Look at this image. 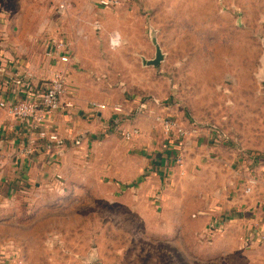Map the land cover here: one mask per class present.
Masks as SVG:
<instances>
[{
	"label": "rangeland",
	"instance_id": "1",
	"mask_svg": "<svg viewBox=\"0 0 264 264\" xmlns=\"http://www.w3.org/2000/svg\"><path fill=\"white\" fill-rule=\"evenodd\" d=\"M14 4L0 0V8L10 14ZM139 12L128 22L118 20L114 10L95 14L99 30L74 17L65 21L76 36H91L77 42L87 46L83 54L88 65L106 71L101 78L108 71L117 82L126 78L132 86L164 89L169 95L164 104L179 102L192 130L220 129L233 142L222 137L219 143L264 155V0H158L155 9ZM116 32L141 35L144 42L132 44L151 56L130 57L123 42L113 48L109 39ZM150 37L162 55L157 66L142 61L154 59ZM178 162L164 195L186 194L202 184L197 172L185 178L179 170L182 159ZM66 174L70 184L62 193L43 189L36 196L31 187L29 201H0V248H16L8 264H264V240L242 242L243 248H225L223 254L214 246L215 237L173 233L169 226L174 217L166 216L163 202L139 191L138 182L136 188L114 190L105 180H86L84 173L69 170ZM5 192L6 186H0L2 197Z\"/></svg>",
	"mask_w": 264,
	"mask_h": 264
},
{
	"label": "crops",
	"instance_id": "2",
	"mask_svg": "<svg viewBox=\"0 0 264 264\" xmlns=\"http://www.w3.org/2000/svg\"><path fill=\"white\" fill-rule=\"evenodd\" d=\"M157 1L121 0L120 6L112 10L118 20L128 22L139 11L155 9ZM13 2L12 14L0 8V99L19 101L29 90L43 89L53 72L60 69L66 83L63 102H70L73 108L48 116L37 129L0 110V186H6L0 201H29L31 187L37 189L36 196L43 189L62 193L63 186L70 184L66 178L69 170L77 176L84 173L86 180L89 176L96 182L105 180L114 190L115 186L119 190L136 188L138 182L139 191L151 201L163 202L166 216L174 217L169 226L173 233L215 237L214 246L223 254L225 248H243L242 242L264 240V159L229 147L225 142L233 141L220 129L217 133L192 130L187 116L179 110V102L164 104L169 96L164 89L132 86L126 78L117 82L108 77V71L101 78L106 71L88 65V57L83 54L87 46L77 41L83 37L89 41L91 36H76L65 20L74 17L99 30L93 15H107V10L96 0ZM50 40L68 44V62H60V56L51 52ZM137 40L144 42L141 35H122L124 48L128 49L125 54L150 57L134 47L132 43ZM94 54L100 58L98 51ZM16 79L22 84L18 85ZM90 103L106 105L107 109L89 113ZM113 106H120L121 114L112 113ZM165 115L172 116L184 129L182 142L170 141L165 135L161 124ZM130 131L136 134L126 140L123 134ZM217 134L224 137V143L213 138ZM50 136L56 140H50ZM26 149H31L28 155ZM179 159L184 177L190 171L197 172L198 184H202L197 189L191 187L186 194L185 190L164 195L171 189L169 175ZM223 242L230 245H220ZM15 249L11 245L1 247L0 264H8ZM94 262L87 260L84 264H100Z\"/></svg>",
	"mask_w": 264,
	"mask_h": 264
},
{
	"label": "built area",
	"instance_id": "3",
	"mask_svg": "<svg viewBox=\"0 0 264 264\" xmlns=\"http://www.w3.org/2000/svg\"><path fill=\"white\" fill-rule=\"evenodd\" d=\"M99 7L105 10H112L120 6L121 0H96ZM49 45L51 52L57 53L60 57V62L66 63L68 58V44L60 40H50ZM50 51V50H49ZM48 53V52H47ZM50 56V53L47 54ZM18 85L22 84L19 79H16ZM65 77L60 69H56L52 76L46 81L45 87L41 90H29L26 96L19 101H10L0 99V110L6 111L11 118L27 122L33 129H37L42 122L50 115L58 112L61 109L71 110L73 105L70 102H63L65 95ZM144 101H146L144 99ZM144 101H142L144 103ZM145 104V103H144ZM106 105L90 103L88 106L89 113H97L106 110ZM112 113L115 115L121 114L120 106H113ZM161 124L164 133L170 141L182 142L186 137L184 129L180 128L177 121L169 115H165L161 119ZM136 131L124 132L123 137L130 139ZM216 141L220 142L222 136L217 134L213 136ZM50 140H56L55 136H50ZM31 149H26L25 154H29ZM1 169V167H0ZM249 188L245 189L248 193Z\"/></svg>",
	"mask_w": 264,
	"mask_h": 264
},
{
	"label": "water",
	"instance_id": "4",
	"mask_svg": "<svg viewBox=\"0 0 264 264\" xmlns=\"http://www.w3.org/2000/svg\"><path fill=\"white\" fill-rule=\"evenodd\" d=\"M151 41H152V44L156 48L155 55H154V59L149 60V61H143V63L145 65L157 66L159 64V62L162 60V55H161V53L159 51V48L156 46L155 40L152 38Z\"/></svg>",
	"mask_w": 264,
	"mask_h": 264
},
{
	"label": "clouds",
	"instance_id": "5",
	"mask_svg": "<svg viewBox=\"0 0 264 264\" xmlns=\"http://www.w3.org/2000/svg\"><path fill=\"white\" fill-rule=\"evenodd\" d=\"M122 42V37L119 32H116L113 34V36L110 39V44L113 48L118 47Z\"/></svg>",
	"mask_w": 264,
	"mask_h": 264
},
{
	"label": "trees",
	"instance_id": "6",
	"mask_svg": "<svg viewBox=\"0 0 264 264\" xmlns=\"http://www.w3.org/2000/svg\"><path fill=\"white\" fill-rule=\"evenodd\" d=\"M253 157H255L256 159H264V157L263 156H261V155H258V154H253Z\"/></svg>",
	"mask_w": 264,
	"mask_h": 264
}]
</instances>
